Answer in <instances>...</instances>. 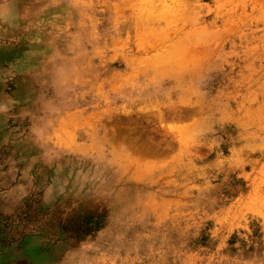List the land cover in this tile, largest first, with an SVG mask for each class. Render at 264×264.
<instances>
[{
    "label": "rangeland",
    "instance_id": "374dc122",
    "mask_svg": "<svg viewBox=\"0 0 264 264\" xmlns=\"http://www.w3.org/2000/svg\"><path fill=\"white\" fill-rule=\"evenodd\" d=\"M0 264H264V0H0Z\"/></svg>",
    "mask_w": 264,
    "mask_h": 264
}]
</instances>
